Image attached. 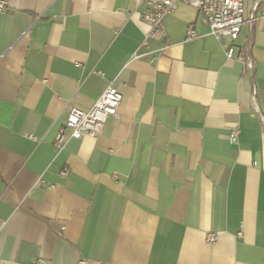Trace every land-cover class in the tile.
<instances>
[{
    "label": "crops",
    "instance_id": "1",
    "mask_svg": "<svg viewBox=\"0 0 264 264\" xmlns=\"http://www.w3.org/2000/svg\"><path fill=\"white\" fill-rule=\"evenodd\" d=\"M0 3V264H264V0L252 74L184 4L147 39L144 0ZM111 83L117 117L54 147Z\"/></svg>",
    "mask_w": 264,
    "mask_h": 264
},
{
    "label": "built area",
    "instance_id": "2",
    "mask_svg": "<svg viewBox=\"0 0 264 264\" xmlns=\"http://www.w3.org/2000/svg\"><path fill=\"white\" fill-rule=\"evenodd\" d=\"M243 2L244 0H144L140 18L150 28L146 35L147 39L165 38L163 20L174 10L175 6L184 4L194 8L200 15L203 24L207 27L208 34L214 37L223 47L226 59L241 63L245 71L252 74L253 62L249 55V48L236 51L234 44L245 23L251 28L253 27L255 21L253 14L259 0L254 4V11L247 22L243 18ZM4 11L5 5L0 3V12ZM196 37L193 26H189L186 30L185 39L192 40ZM251 101L254 105V94L251 97ZM120 102L121 94L111 83L95 101L90 110L82 111L72 108L54 138V147L62 149L70 139L79 140L84 137H98L102 133L105 124L110 119L117 117ZM255 110L258 112L256 107ZM261 123L264 130L263 117H261ZM228 140L233 144L236 143L237 130L230 132ZM68 175L69 169L67 167L62 168L59 172L61 178H66ZM206 242L209 244L215 243V234H207ZM34 264H45V262L38 260ZM79 264H87V262L82 260Z\"/></svg>",
    "mask_w": 264,
    "mask_h": 264
}]
</instances>
